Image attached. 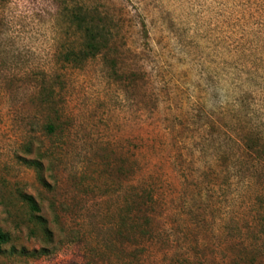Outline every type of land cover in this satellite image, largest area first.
<instances>
[{
	"label": "rangeland",
	"instance_id": "1",
	"mask_svg": "<svg viewBox=\"0 0 264 264\" xmlns=\"http://www.w3.org/2000/svg\"><path fill=\"white\" fill-rule=\"evenodd\" d=\"M251 132L264 0H0V264H264Z\"/></svg>",
	"mask_w": 264,
	"mask_h": 264
},
{
	"label": "trees",
	"instance_id": "2",
	"mask_svg": "<svg viewBox=\"0 0 264 264\" xmlns=\"http://www.w3.org/2000/svg\"><path fill=\"white\" fill-rule=\"evenodd\" d=\"M73 21L82 32L83 41L80 49L72 48L66 51L65 59L68 62L79 64L83 63L85 60H89L90 58L97 56L108 46L106 33L108 28L105 24H102L101 21L96 22L88 15H84V13H74ZM48 128L49 130L54 131V126L52 124H49ZM262 138L260 139L259 136L255 137L252 132L244 138L246 160H264V139ZM30 163L40 168L41 164L39 161L33 159L30 160ZM23 198L28 201V204L32 210H39L38 204L32 196L24 194ZM261 216L263 218L262 221H264V207ZM9 240L10 234L5 231L0 224V250L2 245L8 243Z\"/></svg>",
	"mask_w": 264,
	"mask_h": 264
}]
</instances>
